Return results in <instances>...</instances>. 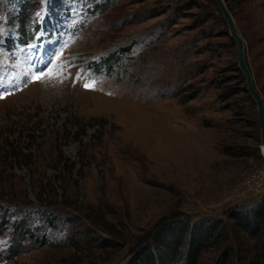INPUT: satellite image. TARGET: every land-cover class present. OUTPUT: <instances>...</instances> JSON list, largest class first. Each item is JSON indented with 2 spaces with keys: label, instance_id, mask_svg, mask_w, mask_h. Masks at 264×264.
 Wrapping results in <instances>:
<instances>
[{
  "label": "rangeland",
  "instance_id": "374dc122",
  "mask_svg": "<svg viewBox=\"0 0 264 264\" xmlns=\"http://www.w3.org/2000/svg\"><path fill=\"white\" fill-rule=\"evenodd\" d=\"M225 1L264 97V0ZM245 81L213 0H0V264H129L164 222L210 217L233 230L196 264L227 244L264 264V232L228 217L264 204Z\"/></svg>",
  "mask_w": 264,
  "mask_h": 264
},
{
  "label": "trees",
  "instance_id": "16d2710c",
  "mask_svg": "<svg viewBox=\"0 0 264 264\" xmlns=\"http://www.w3.org/2000/svg\"><path fill=\"white\" fill-rule=\"evenodd\" d=\"M213 1L215 2V0ZM215 4L217 5L216 2ZM217 7L221 12L218 5ZM35 36L30 34L26 39L32 41ZM250 96L253 99L251 94ZM44 215L49 217V222L57 224L58 220L54 213L47 211ZM228 217L233 220L236 226L241 227L251 235L256 236L260 235L262 231L264 232L263 203L247 209L233 210L228 214ZM16 225L19 226L24 235L31 232V229L22 222L16 223ZM159 228L160 231H157L155 237L149 236V238L145 237L139 240L129 264H196L202 251L208 246L215 234L219 235L222 232L229 234L233 230V225L225 222L223 217H210L196 221L193 225L188 220L185 222L184 220L164 222ZM35 236V238L40 239L41 235ZM233 252L234 245L227 244L216 264L228 263ZM248 264L259 263L257 260H251Z\"/></svg>",
  "mask_w": 264,
  "mask_h": 264
},
{
  "label": "water",
  "instance_id": "95a60500",
  "mask_svg": "<svg viewBox=\"0 0 264 264\" xmlns=\"http://www.w3.org/2000/svg\"><path fill=\"white\" fill-rule=\"evenodd\" d=\"M217 5L219 6L227 24L229 27V32L231 36L235 39L237 46H238V61L239 67L244 72L246 76V83L248 87L249 93L253 96L254 100L256 101L257 108H258V115L261 125V132L264 144V97L262 96L261 92L256 87L254 77L252 71L246 61L245 57V42L244 39L237 27L235 18L226 3L225 0H215Z\"/></svg>",
  "mask_w": 264,
  "mask_h": 264
},
{
  "label": "snow or ice",
  "instance_id": "6c2138e0",
  "mask_svg": "<svg viewBox=\"0 0 264 264\" xmlns=\"http://www.w3.org/2000/svg\"><path fill=\"white\" fill-rule=\"evenodd\" d=\"M45 74L46 73H44V72L38 73V74L34 75L33 80L42 79ZM84 86H85V88L94 87V83L93 84H85ZM3 98H5V97L3 95H0V99H3Z\"/></svg>",
  "mask_w": 264,
  "mask_h": 264
}]
</instances>
